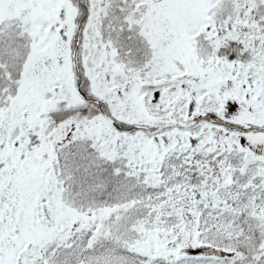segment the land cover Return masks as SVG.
<instances>
[{
    "label": "snow or ice",
    "instance_id": "1",
    "mask_svg": "<svg viewBox=\"0 0 264 264\" xmlns=\"http://www.w3.org/2000/svg\"><path fill=\"white\" fill-rule=\"evenodd\" d=\"M0 264H264V0H0Z\"/></svg>",
    "mask_w": 264,
    "mask_h": 264
}]
</instances>
